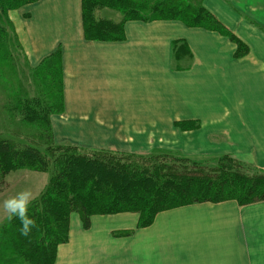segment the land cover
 I'll return each mask as SVG.
<instances>
[{"label":"crops","instance_id":"0c3cea01","mask_svg":"<svg viewBox=\"0 0 264 264\" xmlns=\"http://www.w3.org/2000/svg\"><path fill=\"white\" fill-rule=\"evenodd\" d=\"M226 4L206 7L248 45L242 58L220 33L177 20L128 21L123 41L106 42L85 38L82 0H39L18 10L14 22L32 66L61 50L55 143L198 163L232 155L264 169V0ZM184 44L193 56L177 61ZM76 214L60 264L89 260L96 244L102 263L131 255L134 264H264V201L182 206L142 229L138 214L120 213L95 215L81 232ZM122 232L130 235L116 236Z\"/></svg>","mask_w":264,"mask_h":264},{"label":"trees","instance_id":"16d2710c","mask_svg":"<svg viewBox=\"0 0 264 264\" xmlns=\"http://www.w3.org/2000/svg\"><path fill=\"white\" fill-rule=\"evenodd\" d=\"M19 1L0 0V3L5 4L2 7L5 10L11 5L17 4L14 8L17 7ZM176 1L82 0L85 38L123 41L128 21L179 20L187 27L205 26L211 31H227L220 29L215 17L205 8L195 9ZM96 6L119 10L126 15L119 36L108 34L103 30L106 26L94 20L91 10ZM149 14L153 17L143 18ZM229 38L234 43H243L232 34ZM52 60L59 63L62 73L61 50L42 66L50 68ZM60 90L63 100L62 86ZM24 109L25 120L38 119L34 109L26 104ZM51 134V143L43 150L13 140H0V191L4 178L12 171L21 168L43 173L55 171L52 183L30 205L28 214L34 218L36 226L29 235H20L18 219L9 224L14 230L4 231L11 238L2 237L1 245L10 254L0 257V264H54L57 248L68 241L73 213L81 216L84 230L91 228L95 215L136 213L142 229L149 227L159 213L182 206L226 201L248 205L264 201V170H256L252 165L229 159V156L220 157V164L214 168L169 154H159L161 161L155 158L152 161L155 154L140 156L91 151L71 143L57 144L53 132ZM166 158L169 162L165 161Z\"/></svg>","mask_w":264,"mask_h":264},{"label":"rangeland","instance_id":"374dc122","mask_svg":"<svg viewBox=\"0 0 264 264\" xmlns=\"http://www.w3.org/2000/svg\"><path fill=\"white\" fill-rule=\"evenodd\" d=\"M29 1L31 2L32 0ZM29 1L20 0L17 7L14 8L17 4L11 5L9 8H5V10L2 9L5 4L0 3V140H13L17 143L20 142L22 144L38 146L43 150L51 143L50 137L53 132V119L62 115L63 100L60 90L62 86V75L60 73L59 63L55 62V65L53 60L50 68H48L47 65L34 67L28 60L26 49L19 37L14 20L18 15L17 11L29 5ZM176 2L182 5H189L195 9L201 7L205 8L215 17L216 21L219 23L220 29H227V31L224 30L222 33L218 31L219 29L216 32L230 41L229 35L231 34L239 41L241 40L206 7V2H213L216 5L222 4V6L226 8L227 0H177ZM91 13L95 21L103 23L106 26V29L103 30H106L108 34L113 36H119L121 34L122 24L126 16L122 11L109 7L96 6L92 8ZM151 17H153L152 14L143 16V18L147 20ZM201 28L205 29V26ZM234 44L236 45V58H242L249 53V47L245 42L242 44ZM241 45H243V47ZM246 49H248V53ZM189 55L193 56L192 51L189 49L188 45L184 44L181 46L180 52H177L176 60H190ZM25 104L36 111L39 115L38 119L34 121L25 120L23 116L26 114L24 109ZM153 156L152 161L154 158L155 160L161 161V157L158 153H155ZM228 156L229 159L238 160L237 157L232 155ZM168 160L169 158H166L165 161L169 162ZM201 164L209 168H214L220 164V159L208 160ZM252 167L256 170H264L256 165H252ZM54 174V170H47L46 173H43L29 168H21L12 171L4 178V183L0 191V257L10 254L9 250L5 251L6 249L2 247L1 238H11L10 234L7 235L4 231H8L9 229L14 230L12 227L10 228L9 224L16 219H8V213L3 208V201L14 196L17 192L31 190L33 195L31 204H33V202L46 190L47 186L52 183ZM76 215L79 214L77 213ZM79 217L82 225L81 216L79 215ZM76 222L77 220L74 219L73 225H75ZM79 230H81V232L84 231L83 225ZM44 234H46V231H44ZM128 235H130L129 232L116 234V236ZM69 242L70 231L68 241L60 244L57 248L56 261L54 264H60L58 261L59 248L67 245ZM91 247L92 250L89 252L90 259H92L91 264H101L103 258L100 256V253L102 251H99L97 244L91 245ZM128 256L129 257L123 259V264L133 263L131 260L132 256ZM90 259L87 260L83 255L80 264H90ZM136 261L137 264H140L138 260ZM15 264L19 263L16 262ZM102 264H113V262L104 261Z\"/></svg>","mask_w":264,"mask_h":264},{"label":"clouds","instance_id":"9594fccd","mask_svg":"<svg viewBox=\"0 0 264 264\" xmlns=\"http://www.w3.org/2000/svg\"><path fill=\"white\" fill-rule=\"evenodd\" d=\"M33 199L31 190L17 192L14 196L3 201V208L8 213V219L16 218L20 221L18 229L21 236L27 237L32 228L36 226V221L29 214V206Z\"/></svg>","mask_w":264,"mask_h":264}]
</instances>
